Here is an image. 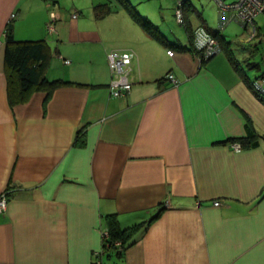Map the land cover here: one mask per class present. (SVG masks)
Returning a JSON list of instances; mask_svg holds the SVG:
<instances>
[{
	"label": "crops",
	"instance_id": "1",
	"mask_svg": "<svg viewBox=\"0 0 264 264\" xmlns=\"http://www.w3.org/2000/svg\"><path fill=\"white\" fill-rule=\"evenodd\" d=\"M181 1L188 27L179 36L165 17L144 16L160 42L117 0L69 9L64 0H0V194L9 195L0 264H264V101L250 87L264 68L244 56L261 71L252 79L209 13ZM102 3L114 11L99 18ZM8 23L16 39L48 43L46 78L67 84L10 103ZM198 26L229 41L205 63L190 50ZM111 50L138 55L124 97L109 89ZM247 124L258 145L236 151L231 140L248 136ZM108 215L136 226L121 255L102 252Z\"/></svg>",
	"mask_w": 264,
	"mask_h": 264
},
{
	"label": "trees",
	"instance_id": "2",
	"mask_svg": "<svg viewBox=\"0 0 264 264\" xmlns=\"http://www.w3.org/2000/svg\"><path fill=\"white\" fill-rule=\"evenodd\" d=\"M122 8L132 17V19L138 23L146 32H148L153 38L160 42H164L159 28L152 23L149 18L140 15L134 6L131 5L130 0H117ZM114 11V8L109 3H102L95 6V12L99 18H102ZM185 26L186 20H185ZM191 37L190 50L199 55V52L195 49L193 44V29H189ZM5 33V63H6V76L8 82V97L11 104L16 102H24L29 96V92L33 88H40L47 91L48 95L58 86L67 84L68 82L62 79L48 80L46 78V70L49 65L51 51L48 43L45 40H18L15 38L12 30V23H8ZM214 36L218 39L221 46V50L226 49L224 46L229 44V41L225 40L224 35L215 33ZM229 53V51H227ZM230 54V53H229ZM200 57V56H199ZM205 63L209 58H202ZM232 60V57H230ZM237 67L236 62H233ZM166 77V76H165ZM252 88V82H250ZM254 91V90H253ZM255 93V92H254ZM256 94V93H255ZM257 95V94H256ZM248 130V136L238 139H232L231 141H238L241 143L242 148L253 147L258 145V141H253L254 133L249 125H246ZM84 131L80 130L75 139V144L84 141ZM264 138V137H263ZM264 194V189L261 193ZM161 212L156 214L152 219L154 220L160 215ZM105 228L109 232V238L103 239L102 252L111 253L116 251L118 255H121L127 246L134 242L133 232L136 226L123 227L117 220L115 215H108L105 222ZM116 242H120L118 246Z\"/></svg>",
	"mask_w": 264,
	"mask_h": 264
},
{
	"label": "built area",
	"instance_id": "3",
	"mask_svg": "<svg viewBox=\"0 0 264 264\" xmlns=\"http://www.w3.org/2000/svg\"><path fill=\"white\" fill-rule=\"evenodd\" d=\"M218 6L220 14L219 32L222 31L229 23L238 22L245 27L252 28V36L256 34L255 18L258 14L264 12V0H215ZM184 1L179 2V6L175 10V16L177 22L181 25H185V16L183 10ZM15 14H12L11 18H15ZM78 13H73V17L76 18ZM49 31L54 30L53 24L48 25ZM193 44L195 49L199 52V56L202 58H210L221 51V46L218 39L214 36V33L209 31L204 26H198L193 30ZM169 54L173 55V51L169 50ZM138 57L134 50H111L108 53V62L111 73V81L109 89L111 94L115 97L127 96L132 88V82L130 81L131 64L134 59ZM65 63H70V60L65 59ZM166 78L173 84H179V80L173 73H168ZM252 88L257 94L258 98L264 101V78L258 77L252 81ZM234 150L239 151L242 149V145L238 141L232 142ZM9 202L8 191H4L0 194V213H4L7 209ZM214 205H220V201H215ZM104 240L109 238V232L107 228H104L102 232ZM120 245V242H116ZM100 254V253H99Z\"/></svg>",
	"mask_w": 264,
	"mask_h": 264
},
{
	"label": "rangeland",
	"instance_id": "4",
	"mask_svg": "<svg viewBox=\"0 0 264 264\" xmlns=\"http://www.w3.org/2000/svg\"><path fill=\"white\" fill-rule=\"evenodd\" d=\"M74 0H64L65 4L64 6H67V9L71 8V6H74L73 4ZM91 0H75V2L78 3L79 6L86 7ZM133 4L137 7L139 12L143 14V16L149 17L153 22L152 18H159L160 20L162 17H165V21H163L164 24L172 31L174 34L179 36L180 33L183 31V25L179 24L177 22L176 16H175V10L177 6L178 1L181 0H131ZM228 1V0H226ZM192 4L197 8L200 12L209 13L211 19H213L214 25H212L214 28L219 26L220 24V14L218 10V6L215 0H191ZM78 12L74 11L73 13ZM258 16V17H257ZM257 17V24L260 26L259 28V35L258 36H249L248 32H245L244 28L241 26V23L234 22L233 24L229 23L223 30L222 33L226 35L227 40H231L233 42V49H235V54L238 56V58L241 60V62L244 65V69L248 71L249 76L254 79L256 75L261 74V71H259L257 68H250L248 64L245 63L246 57H248L250 62L260 63L262 65V68H264V12L258 14ZM256 19V18H255ZM195 20V18H194ZM194 23V22H193ZM231 24V25H230ZM230 25V26H229ZM229 26V27H228ZM241 26V27H240ZM225 30V31H224ZM23 31V37L21 38H28L27 32L28 29L20 30ZM39 30L35 32L33 31V36L38 33ZM169 31V32H170ZM48 35L49 32H48ZM252 40V42H245L248 38ZM247 39V40H249ZM258 46V50L256 52L258 53H252L250 50H253L255 47L254 45ZM245 46L246 51L245 54H241V46ZM238 51V53H237Z\"/></svg>",
	"mask_w": 264,
	"mask_h": 264
}]
</instances>
